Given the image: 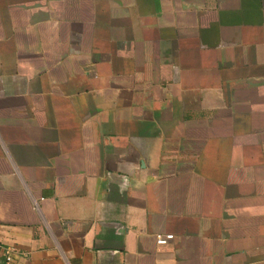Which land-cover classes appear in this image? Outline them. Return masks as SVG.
Listing matches in <instances>:
<instances>
[{"label":"crops","instance_id":"obj_1","mask_svg":"<svg viewBox=\"0 0 264 264\" xmlns=\"http://www.w3.org/2000/svg\"><path fill=\"white\" fill-rule=\"evenodd\" d=\"M0 264H264V0H0Z\"/></svg>","mask_w":264,"mask_h":264},{"label":"built area","instance_id":"obj_2","mask_svg":"<svg viewBox=\"0 0 264 264\" xmlns=\"http://www.w3.org/2000/svg\"><path fill=\"white\" fill-rule=\"evenodd\" d=\"M157 238V242L160 245H165L168 244L171 240L174 239L173 235H163V234H158L156 236ZM15 253H17L15 248H10L9 252H8V257H7V261L10 263L13 261V257L15 255Z\"/></svg>","mask_w":264,"mask_h":264}]
</instances>
